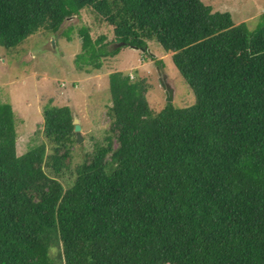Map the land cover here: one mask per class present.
I'll return each instance as SVG.
<instances>
[{"label":"trees","instance_id":"trees-1","mask_svg":"<svg viewBox=\"0 0 264 264\" xmlns=\"http://www.w3.org/2000/svg\"><path fill=\"white\" fill-rule=\"evenodd\" d=\"M85 5L113 37L79 26L80 69L156 39L195 99L154 109L110 72L108 126L75 164L69 105L44 104L45 140L17 153L0 101V264H264V11L250 28L203 0H0V45Z\"/></svg>","mask_w":264,"mask_h":264},{"label":"rangeland","instance_id":"rangeland-1","mask_svg":"<svg viewBox=\"0 0 264 264\" xmlns=\"http://www.w3.org/2000/svg\"><path fill=\"white\" fill-rule=\"evenodd\" d=\"M203 1L212 10L229 11L235 23L246 21L250 28L264 11V0ZM79 26L88 27L93 39L100 34L105 35L104 40L113 37L111 24L85 5L65 18L55 32L39 28L16 46L0 45V101L9 102L15 114L17 153L45 140L41 132L42 107L50 101L69 105L78 117L82 139L73 146V164L81 162L92 140L104 134L108 126L105 110L110 104L109 73L112 71L120 70L131 79L143 78L149 85L146 95L154 109L167 101L159 79L173 87V105H187L195 99L192 88L173 63L172 51H166L156 39H146L147 50L154 58L141 48L121 44L115 54L101 57L100 67L88 64L87 70L80 69L74 61L75 54L81 50ZM118 44L110 43L108 47ZM156 59H161L163 66ZM60 179L70 181V175Z\"/></svg>","mask_w":264,"mask_h":264},{"label":"water","instance_id":"water-1","mask_svg":"<svg viewBox=\"0 0 264 264\" xmlns=\"http://www.w3.org/2000/svg\"><path fill=\"white\" fill-rule=\"evenodd\" d=\"M159 81L165 89L164 91L166 93V100L171 101L173 96V87L168 83H165L162 79H159ZM72 122H73V130L76 134V140L80 141V139H82V135L80 132L81 124L79 123V119L76 115H73Z\"/></svg>","mask_w":264,"mask_h":264},{"label":"crops","instance_id":"crops-1","mask_svg":"<svg viewBox=\"0 0 264 264\" xmlns=\"http://www.w3.org/2000/svg\"><path fill=\"white\" fill-rule=\"evenodd\" d=\"M15 123H16V120H15V117H14V126H15Z\"/></svg>","mask_w":264,"mask_h":264},{"label":"flooded vegetation","instance_id":"flooded-vegetation-1","mask_svg":"<svg viewBox=\"0 0 264 264\" xmlns=\"http://www.w3.org/2000/svg\"><path fill=\"white\" fill-rule=\"evenodd\" d=\"M168 82V81H167ZM169 83V82H168ZM169 85H170V83H169Z\"/></svg>","mask_w":264,"mask_h":264}]
</instances>
